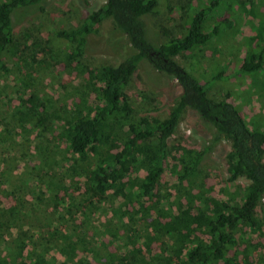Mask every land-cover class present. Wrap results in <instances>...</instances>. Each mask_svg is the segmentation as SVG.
Returning a JSON list of instances; mask_svg holds the SVG:
<instances>
[{
	"label": "trees",
	"instance_id": "1",
	"mask_svg": "<svg viewBox=\"0 0 264 264\" xmlns=\"http://www.w3.org/2000/svg\"><path fill=\"white\" fill-rule=\"evenodd\" d=\"M49 1L0 0V69H5L6 57L18 51L15 23L22 22L31 12H46ZM145 2L154 3L149 8L153 12L155 0H104L78 26L54 33L55 39L65 44L61 57L68 69L75 68L96 50L89 36H102L106 21L122 34L124 43L135 53L123 56L117 66L93 63L87 67L88 91L84 98L73 102L72 114L51 125L59 131L72 155L81 157L84 167L89 166L81 182L84 199L64 210L72 213V219L61 212L58 222L37 225L39 231L35 235L32 227L36 224L23 200L14 197L13 203L4 207L1 200L7 196H1L0 230L9 226L12 234L10 241L0 243V264H239V230L246 227L252 234L263 235L257 209L264 200V130L251 127L230 100L210 97L200 80L175 58L218 35L230 18L235 19L238 6L242 16L250 18L252 34L237 73L248 76L254 84L260 82L264 88V4L252 9L255 0H210L206 10L190 12L191 22L186 23L183 37L156 45L147 37ZM229 11L230 18L222 16ZM209 14L219 22L206 34L204 24L210 19ZM141 64L156 71L157 77L166 74L180 88L173 109L164 118H130L133 109L126 89ZM258 75L261 78L256 81ZM187 108L215 129V142H231L227 182L247 179L244 189L229 191L227 198L222 199L212 196L202 181L196 182L199 166L210 147L201 151L184 148L172 156V173L192 184L190 191L171 202L158 191V179L170 155L169 142ZM50 116L49 106L38 103L34 94L21 99L17 106V120L23 129L28 125L43 126ZM110 194L122 201L113 210L119 225L124 226L125 218L141 225L134 235L126 236L127 251L103 250V243H99L101 235H113L111 229L101 232L102 226L94 224L93 219ZM58 198L56 195L57 205Z\"/></svg>",
	"mask_w": 264,
	"mask_h": 264
},
{
	"label": "rangeland",
	"instance_id": "2",
	"mask_svg": "<svg viewBox=\"0 0 264 264\" xmlns=\"http://www.w3.org/2000/svg\"><path fill=\"white\" fill-rule=\"evenodd\" d=\"M86 1L50 0L46 12H31L22 22L15 23L18 51L13 56L8 55L5 69H0V197L7 196L5 201L1 200V205L7 207L15 198L22 199L30 219L36 224L32 227L35 235L39 231L37 225L58 222L59 214L64 213L69 204L74 206L84 199L85 189L81 182L89 169V166H83L81 157L72 155L60 138L59 131L51 125L62 116L72 114L73 102L84 98L88 91L85 82L87 67L93 66V63L117 66L123 56L135 53L124 43L122 34L114 30L110 21H106L102 36H89L92 48L96 50L75 64V68H66L61 57L65 53V44L55 39L54 33L78 26L88 12L104 3V0ZM155 2L153 12L149 8L154 3H144L143 20L149 41L156 45L171 38L183 37L190 12L206 10L210 5V0ZM263 4V0H255L252 9H260ZM236 10L235 21L228 16L231 11L222 15L230 21L226 28H220L218 35L200 48L177 55L175 59L200 80L210 97L230 100L251 127L264 130V88L260 82L254 84L248 76L237 73L247 51L246 42L252 34V23L250 18L242 16L238 6ZM261 10L264 12V7ZM208 16L210 19L204 24L206 34L213 31L216 22H219L211 17L212 14ZM18 19L21 20L20 17ZM40 49L44 52H38ZM155 72L141 64L126 89L133 109L130 115L132 121L142 116L164 118L173 109L180 88L166 74L161 76L159 73L161 78ZM260 78L258 75L256 81ZM32 94L37 97L38 103L49 106L51 116L43 126L28 125L23 129L17 120V106L21 99L25 100ZM215 137V129L202 122L198 114L189 108L183 111L169 142L170 155L164 173L158 179V191L169 202L190 191L192 185L172 173V156L184 148L201 151L211 147L199 166L196 182L202 181L211 190L212 196L226 199L227 192L236 188L242 190L248 185L249 181L244 178L234 184L227 182V154L231 151V142L226 139L215 142ZM143 173L140 172L141 175ZM193 186L196 187L195 184ZM56 195L59 197L58 205ZM121 202L112 194L108 195L93 217L94 224L102 226L101 232L105 229L113 231V235H101L99 243H103V250L127 251L124 246L126 236L134 235L135 230L141 227L139 221L130 218H125L124 226L119 225L113 210ZM169 202L165 203L168 205ZM64 216L72 219V213L65 211ZM257 218L262 224L263 235L252 234L246 227L239 230V264H264V200L257 209ZM11 234L9 226L1 229L0 243L10 241ZM253 250H256L255 254Z\"/></svg>",
	"mask_w": 264,
	"mask_h": 264
}]
</instances>
